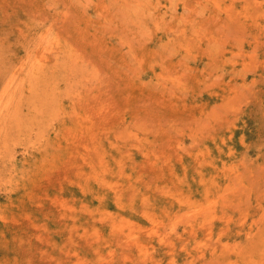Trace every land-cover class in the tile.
Wrapping results in <instances>:
<instances>
[{
	"label": "rangeland",
	"instance_id": "obj_1",
	"mask_svg": "<svg viewBox=\"0 0 264 264\" xmlns=\"http://www.w3.org/2000/svg\"><path fill=\"white\" fill-rule=\"evenodd\" d=\"M0 118V264H264V0H0Z\"/></svg>",
	"mask_w": 264,
	"mask_h": 264
},
{
	"label": "bare ground",
	"instance_id": "obj_2",
	"mask_svg": "<svg viewBox=\"0 0 264 264\" xmlns=\"http://www.w3.org/2000/svg\"><path fill=\"white\" fill-rule=\"evenodd\" d=\"M10 100V99H9ZM1 119V118H0ZM4 140V139H3ZM2 141V140H1ZM125 222V221H124Z\"/></svg>",
	"mask_w": 264,
	"mask_h": 264
}]
</instances>
